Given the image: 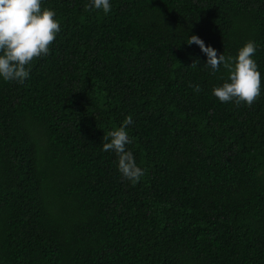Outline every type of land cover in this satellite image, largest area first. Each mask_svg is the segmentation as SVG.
I'll list each match as a JSON object with an SVG mask.
<instances>
[{
	"label": "trees",
	"instance_id": "16d2710c",
	"mask_svg": "<svg viewBox=\"0 0 264 264\" xmlns=\"http://www.w3.org/2000/svg\"><path fill=\"white\" fill-rule=\"evenodd\" d=\"M42 2L50 52L0 80V264H264V0ZM191 34L257 42L251 105L212 94ZM128 114L136 182L102 148Z\"/></svg>",
	"mask_w": 264,
	"mask_h": 264
},
{
	"label": "clouds",
	"instance_id": "9594fccd",
	"mask_svg": "<svg viewBox=\"0 0 264 264\" xmlns=\"http://www.w3.org/2000/svg\"><path fill=\"white\" fill-rule=\"evenodd\" d=\"M84 7L107 15L113 5L111 0H87ZM60 31L56 10L43 6L42 0H0V80L24 83L30 77L34 58L50 52L49 46ZM187 43H195L206 54L204 66L213 71L221 66L227 70V78L212 89L219 101L251 105L261 95V71L254 56L256 41L247 40L235 56L217 54V49L196 34L189 35ZM133 123L132 114H128L118 127L104 135L102 145L103 150L115 152L117 169L130 182L138 181L145 172L127 147L132 143L127 126Z\"/></svg>",
	"mask_w": 264,
	"mask_h": 264
}]
</instances>
